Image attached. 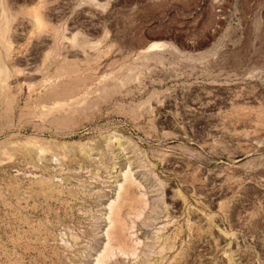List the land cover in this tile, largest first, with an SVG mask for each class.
I'll return each instance as SVG.
<instances>
[{
	"label": "rangeland",
	"instance_id": "rangeland-1",
	"mask_svg": "<svg viewBox=\"0 0 264 264\" xmlns=\"http://www.w3.org/2000/svg\"><path fill=\"white\" fill-rule=\"evenodd\" d=\"M101 263L264 264V0H0V264Z\"/></svg>",
	"mask_w": 264,
	"mask_h": 264
},
{
	"label": "bare ground",
	"instance_id": "bare-ground-1",
	"mask_svg": "<svg viewBox=\"0 0 264 264\" xmlns=\"http://www.w3.org/2000/svg\"><path fill=\"white\" fill-rule=\"evenodd\" d=\"M35 19L38 20V22L40 23V21L42 20L41 16L39 15V13L34 14ZM42 22V21H41ZM74 38V37H73ZM48 40V39H47ZM43 43V42H42ZM52 86V85H51ZM53 88V87H52ZM136 180V179H135ZM141 210V209H140ZM139 217V216H138ZM131 230V229H130ZM120 252V251H119ZM113 253V252H112ZM128 253V252H127ZM111 254V252H110ZM133 254V253H132ZM127 255V254H126ZM134 255V254H133ZM102 264V263H101Z\"/></svg>",
	"mask_w": 264,
	"mask_h": 264
}]
</instances>
